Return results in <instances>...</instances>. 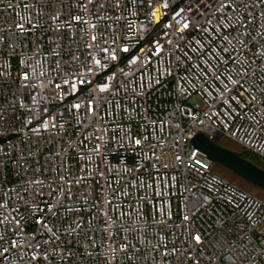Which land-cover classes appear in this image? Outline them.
<instances>
[{
  "label": "built area",
  "instance_id": "1",
  "mask_svg": "<svg viewBox=\"0 0 264 264\" xmlns=\"http://www.w3.org/2000/svg\"><path fill=\"white\" fill-rule=\"evenodd\" d=\"M198 134L264 160V0H0V264H264Z\"/></svg>",
  "mask_w": 264,
  "mask_h": 264
},
{
  "label": "water",
  "instance_id": "2",
  "mask_svg": "<svg viewBox=\"0 0 264 264\" xmlns=\"http://www.w3.org/2000/svg\"><path fill=\"white\" fill-rule=\"evenodd\" d=\"M191 145L199 149L216 165H220L264 189V170L241 155L225 149L204 134L196 135L191 140Z\"/></svg>",
  "mask_w": 264,
  "mask_h": 264
},
{
  "label": "rangeland",
  "instance_id": "3",
  "mask_svg": "<svg viewBox=\"0 0 264 264\" xmlns=\"http://www.w3.org/2000/svg\"><path fill=\"white\" fill-rule=\"evenodd\" d=\"M218 144L220 146L224 147L225 149H227L233 153H236L238 155H241L244 152L243 148H241L235 142H233L227 138L221 139ZM254 164L264 170V160L262 158L256 156V158L254 160ZM215 172L221 178L227 180L231 184L237 186L238 188L246 191L250 195H252V196H254V197H256V198H258L264 202V189H262L261 187L247 181L246 179L236 175L232 171H230V170H228V169H226L220 165L215 166Z\"/></svg>",
  "mask_w": 264,
  "mask_h": 264
},
{
  "label": "trees",
  "instance_id": "4",
  "mask_svg": "<svg viewBox=\"0 0 264 264\" xmlns=\"http://www.w3.org/2000/svg\"><path fill=\"white\" fill-rule=\"evenodd\" d=\"M241 156L244 159L249 160L250 162H252L254 164V160L256 158V155L252 154L251 152L244 150V152L241 154Z\"/></svg>",
  "mask_w": 264,
  "mask_h": 264
},
{
  "label": "snow or ice",
  "instance_id": "5",
  "mask_svg": "<svg viewBox=\"0 0 264 264\" xmlns=\"http://www.w3.org/2000/svg\"><path fill=\"white\" fill-rule=\"evenodd\" d=\"M197 239H198V237H197Z\"/></svg>",
  "mask_w": 264,
  "mask_h": 264
}]
</instances>
